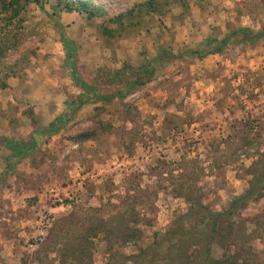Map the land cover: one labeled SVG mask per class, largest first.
Returning a JSON list of instances; mask_svg holds the SVG:
<instances>
[{
  "label": "rangeland",
  "instance_id": "1",
  "mask_svg": "<svg viewBox=\"0 0 264 264\" xmlns=\"http://www.w3.org/2000/svg\"><path fill=\"white\" fill-rule=\"evenodd\" d=\"M90 1L104 15L66 12L55 0H27L10 20L0 13V40L6 29L15 34L0 55V138L27 139L64 110V100L85 94L71 68L109 94L121 88L108 81L113 70L131 79L157 50L165 55L135 91L82 105L57 133L40 136L30 155L11 157L4 173L10 152L0 139V264H143L140 251L188 210L189 198L222 209L245 190L264 150V34L225 44L237 66L221 73L218 89L197 84L203 74L193 66L215 44L207 37L264 28V0H153L152 11L134 7L131 15L144 0ZM64 40L74 49L72 67ZM86 130L93 136L76 142ZM233 218L213 256L264 264V197ZM120 225L136 230L132 241L109 231ZM164 249L165 242L156 251Z\"/></svg>",
  "mask_w": 264,
  "mask_h": 264
},
{
  "label": "trees",
  "instance_id": "2",
  "mask_svg": "<svg viewBox=\"0 0 264 264\" xmlns=\"http://www.w3.org/2000/svg\"><path fill=\"white\" fill-rule=\"evenodd\" d=\"M27 0H0V13L7 14V18L13 19L17 16L21 3H25ZM155 2L153 0H144L135 3V6H131L126 11L127 15L132 14V8L137 9L144 8L148 12L153 10ZM55 8L64 10L66 12L76 11L82 12L86 17L102 16L104 12L101 7L94 6L90 0H55L53 5ZM118 14L115 19L119 21ZM1 34L0 40V55L4 52V49L10 46V42L15 39V34L9 28ZM264 34V28L253 32L248 27H238L231 29L221 39L207 37L206 43L210 41L215 42L213 46H209L205 49L204 54L215 53L221 51L225 44L238 35L239 38L234 40L235 42H247L253 43L257 41ZM232 42V41H231ZM65 54L69 58L70 65L72 67V60L74 59V49L69 45L70 42L64 40ZM165 55V52L161 49L157 50L156 56L145 63H140L135 69V75L133 78H125L121 74V69H115L111 74L107 75L109 83L113 87L118 85L121 88H115V91L109 94H102L96 90L90 84L81 82L76 76V73L70 70V77L73 82L78 86L85 94H79L78 96L64 100V110L54 116L46 126H35L31 131L27 139L19 140H7L1 139V143L10 152L6 158L5 169L1 173L6 172L7 168L11 166V157L17 159L30 155L38 148V138L42 135L50 136L57 133L63 128L72 115L82 105L87 103H95L98 101L108 102L113 98L123 99L127 94L132 93L138 87L143 85L149 80L153 74L154 62L159 59L161 55ZM143 76V77H142ZM5 84L0 82V87H4ZM93 131H83L74 135L76 142L83 141L93 136ZM264 197V150H262L258 157L251 163L250 179L248 180L245 190L237 195L231 196L226 205L220 210H210L206 205L201 204L199 199L189 198V208L184 213L178 216L172 223V225L165 230L161 238L154 240L152 245L149 246L146 251H140L141 254H145L141 258L143 264H223L224 262L229 264H236L234 255L230 254L227 260L217 259L212 254V248L214 245H223L234 229V218L238 217L239 211L243 209L248 202ZM185 223H188L185 226ZM122 226H116L109 228V231L115 232V234H123L122 238L124 242L132 241L134 239L133 232L121 231ZM163 242L166 243V249L160 254L156 251V248ZM146 252V253H145ZM186 257L189 262H186L182 257ZM158 262H154L156 259ZM226 258V256H225Z\"/></svg>",
  "mask_w": 264,
  "mask_h": 264
},
{
  "label": "crops",
  "instance_id": "3",
  "mask_svg": "<svg viewBox=\"0 0 264 264\" xmlns=\"http://www.w3.org/2000/svg\"><path fill=\"white\" fill-rule=\"evenodd\" d=\"M233 51L223 48L219 52L215 53H207L204 55H201L200 57H197L194 63V68L197 69V74H203L200 79L195 81L197 84H203L206 85L207 91L211 90L212 88H219L220 84V77L222 76L221 73H225L228 70L235 69L237 66V57H232L230 54ZM231 56V57H230ZM245 59V58H244ZM250 62H252V59L250 57H247ZM250 62L246 63L248 67L251 66ZM196 71V70H195ZM212 73H218L220 76L212 77ZM203 82V83H202Z\"/></svg>",
  "mask_w": 264,
  "mask_h": 264
},
{
  "label": "built area",
  "instance_id": "4",
  "mask_svg": "<svg viewBox=\"0 0 264 264\" xmlns=\"http://www.w3.org/2000/svg\"><path fill=\"white\" fill-rule=\"evenodd\" d=\"M193 134H195V135L198 134V131L196 129H193ZM252 152H253V149L248 148L245 151H243V153L240 154V157L244 159L246 153H252ZM48 193H49L50 196H52L56 200H60V197L58 195V192L56 191V188H54V187L49 188V192ZM65 196L68 197L67 194H65Z\"/></svg>",
  "mask_w": 264,
  "mask_h": 264
}]
</instances>
